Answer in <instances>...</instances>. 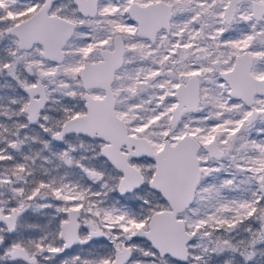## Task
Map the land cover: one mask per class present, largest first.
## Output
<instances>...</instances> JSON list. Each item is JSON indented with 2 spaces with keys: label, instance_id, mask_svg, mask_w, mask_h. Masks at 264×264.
Wrapping results in <instances>:
<instances>
[{
  "label": "snow or ice",
  "instance_id": "obj_1",
  "mask_svg": "<svg viewBox=\"0 0 264 264\" xmlns=\"http://www.w3.org/2000/svg\"><path fill=\"white\" fill-rule=\"evenodd\" d=\"M0 264H264V0H0Z\"/></svg>",
  "mask_w": 264,
  "mask_h": 264
}]
</instances>
